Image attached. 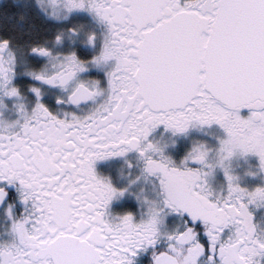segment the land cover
<instances>
[{
    "label": "snow or ice",
    "instance_id": "6c2138e0",
    "mask_svg": "<svg viewBox=\"0 0 264 264\" xmlns=\"http://www.w3.org/2000/svg\"><path fill=\"white\" fill-rule=\"evenodd\" d=\"M0 264H264V0H0Z\"/></svg>",
    "mask_w": 264,
    "mask_h": 264
}]
</instances>
